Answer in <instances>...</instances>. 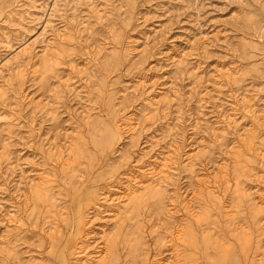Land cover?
Masks as SVG:
<instances>
[{
  "label": "rangeland",
  "instance_id": "374dc122",
  "mask_svg": "<svg viewBox=\"0 0 264 264\" xmlns=\"http://www.w3.org/2000/svg\"><path fill=\"white\" fill-rule=\"evenodd\" d=\"M13 1L0 0V62L24 39L37 54L0 75V264H78L91 235L100 264H152L161 251L167 262L160 225L182 228L178 264H264V0H204L199 12L194 0H60L44 33L46 13L4 20ZM55 46H65L59 64L42 73L43 48ZM141 75L146 91L124 95ZM146 95L160 99L156 109ZM127 113L139 118L136 145L119 125ZM174 133L183 157L162 197L146 194L119 220L102 216L139 147L156 140L152 154L165 152ZM42 174L51 203L33 195Z\"/></svg>",
  "mask_w": 264,
  "mask_h": 264
},
{
  "label": "bare ground",
  "instance_id": "6f19581e",
  "mask_svg": "<svg viewBox=\"0 0 264 264\" xmlns=\"http://www.w3.org/2000/svg\"><path fill=\"white\" fill-rule=\"evenodd\" d=\"M59 2L60 0H53L47 10L49 0H40V2H38L37 0H14L12 3V6L9 8V10L4 15L5 17L4 20L10 21V22L15 21V23L21 25V23H23L27 18L25 16L26 14L29 15V17L32 20L36 18L39 20H42L44 13H46V16L44 19V25H43L42 32H41V33H44L46 31V27L49 26V24L51 23L53 19V15L55 14V11L59 8L58 6ZM203 4H205L204 0L203 1L202 0L193 1L194 8L197 12H199V9L200 7H202ZM24 40L21 42L22 46L20 47L18 51H16L14 54L9 56L8 58L6 57L5 60L0 62V75L1 73H3V71H5L6 68L10 69L11 65H16L17 67L24 65L23 56L28 55L32 57V55L37 54V50L35 51L36 49L35 40L29 41V42L27 40L25 41ZM5 41L8 43L10 48H12L13 44L10 45L11 39L8 38V36H6ZM43 49H45L46 51L43 55L40 56L39 65L41 67L42 73L49 74L56 67V65L59 64V56L61 55L60 53L62 52V50L65 49V46L63 48L61 46H55L52 48V50L50 49L49 51L47 50L48 49L47 47H44ZM114 55H116L117 58L122 56V54L118 51H116ZM177 60L181 61L180 58H178ZM21 73L23 72L21 71ZM223 74L227 78H229L230 75L234 74V72L228 70V71H225V73ZM143 76L141 75L134 84L125 85L122 89L123 94L124 95H126L127 93H134L136 95L137 93L143 94L147 89L146 87L147 80H145ZM246 92L248 91L244 92L243 96L241 97V101L243 102L245 101L246 106H248L250 103V98H248V94H246ZM203 94L200 96V100L204 99ZM4 95H5V91L0 87V98L4 97ZM149 95L145 96V103L149 107V111H152L158 107L160 103V99L155 98V97H150ZM217 95H220V94H217ZM216 99L220 100L219 97H217ZM248 111H252V110H248ZM127 114L128 115H126L124 118L121 119V122L119 123V125L124 132L128 133L129 139L131 142H133L132 145H134V142H135L134 139L136 138L135 136L139 130L138 129L139 118L134 113H127ZM223 117L232 118V116L229 115L228 113L226 115L224 114ZM171 130L173 129H170V130L168 129V135L171 134L169 133V131ZM114 134H116V132L113 129L112 135ZM174 134L175 135L169 144V148L167 146L168 149L165 152H158L156 155L152 154V152L156 151L155 146L158 145V141L156 140H151V141L148 140V142L147 141L144 142V144L141 145V147H139V149L141 148L140 153H138L139 155L135 162V165L133 164L135 168L130 169L129 171H127L126 174H124V177H123L124 179L119 180V185L111 186L109 190L108 189L106 190V193L104 194L103 202L108 204L110 207H106V208H103V210H100V212L102 213V216H108L111 218L115 216L117 217V220H119L120 218H123L124 213L127 212L130 208H132L133 213H135L136 208H138L139 204L143 201L144 196L146 194L162 197V194H163L162 187H161L162 183L165 181L170 170L173 169V166H174L173 164L174 163L176 164L177 158L183 157V154H181V147L179 144V139L182 137H179L180 135H178V133H174ZM253 135L255 136V134ZM100 140L101 138H99V141ZM136 142H135V145H136ZM252 142L254 141L252 140ZM252 142L250 141V146L248 150L251 151L252 153L255 152V155H260L262 150L258 146L253 147L254 143L252 144ZM50 150L54 154H57L58 158L60 157L61 159H63V157L65 156L64 150L62 149L61 146L56 145L54 148L53 146H51ZM68 157L69 156L67 155V158ZM6 158L7 159L9 158L8 154ZM187 158L194 159L193 155H190V157L188 155ZM189 160L191 163V159ZM189 160L187 159V161ZM63 161L64 160H61L62 163H64ZM191 166L192 165H190V167ZM191 169H193L194 171V168L191 167ZM242 172L243 174L245 173L244 171ZM39 179H40V182L36 184V187L33 190V195L36 200H42V201L51 203L52 202V192H51V188L47 184L48 179H47L46 174L40 175ZM201 180H202L201 181L202 183H206L207 179L205 178ZM211 193H212V196H215L214 198H219L218 197L219 195H217L215 191H211ZM181 202H183L186 205V207L190 206L189 205L190 201L186 200L185 198H183ZM97 210L98 209L94 208L93 211H91L93 213V216L97 215L98 213ZM89 221L91 222L92 220L89 219L88 221H86V223H88ZM82 226H83V223L80 221L78 228L81 229ZM257 226L259 227V229H261V232H260L261 234L260 233L259 234L264 235V219L261 218ZM162 227L163 225H160L159 228H162ZM159 228L157 226L156 228H154V230L157 231L158 234H162V237H160L159 242L162 245L167 246V249L170 250L169 252L171 256L169 257V259H172V260L168 259L167 262H164V258L161 256L163 252L161 251L158 254V257L155 258V261H153L152 264H175V263L178 264V257H179L178 250H179L180 240L183 237L182 228L171 230L168 233L164 232L163 230ZM88 234L89 233L87 232L86 235ZM259 234H257L256 237L260 236ZM90 238L91 240L89 242H86L84 245L77 248L76 253H75L76 260L74 261V263L100 264L102 260L100 259V257H101L103 249L100 248L101 246H99V248L94 247L96 246L97 239L93 237L92 235L90 236ZM257 256L259 260L260 254H257ZM27 264H37V263H35L34 261H29ZM234 264H239V263L238 261L235 260Z\"/></svg>",
  "mask_w": 264,
  "mask_h": 264
}]
</instances>
